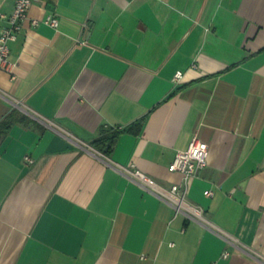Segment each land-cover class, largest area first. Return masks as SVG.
I'll return each mask as SVG.
<instances>
[{
  "label": "crops",
  "instance_id": "crops-1",
  "mask_svg": "<svg viewBox=\"0 0 264 264\" xmlns=\"http://www.w3.org/2000/svg\"><path fill=\"white\" fill-rule=\"evenodd\" d=\"M10 46L0 264H264V0H34ZM103 127L123 130L109 156ZM195 136L207 222L121 169L170 190Z\"/></svg>",
  "mask_w": 264,
  "mask_h": 264
},
{
  "label": "built area",
  "instance_id": "built-area-1",
  "mask_svg": "<svg viewBox=\"0 0 264 264\" xmlns=\"http://www.w3.org/2000/svg\"><path fill=\"white\" fill-rule=\"evenodd\" d=\"M34 0H16L15 8L8 17L6 25L0 34V69L13 72L14 63L10 60L11 42L16 40L25 27L29 19V10ZM38 19H34L35 25L39 24ZM46 23L52 26H58L59 19L55 16H49ZM183 76L182 71L176 74V79L180 80ZM210 154L209 144L198 136H195L188 149L179 151L175 160L170 165L171 171H177L182 174V182L174 184L170 190L161 187L158 182L138 168L121 167L124 173L130 174L144 186L155 190L162 198L173 204L176 215L185 213L189 218L207 222L204 209L201 206L192 205L187 200V194L190 189L191 180L196 177L200 170L207 166ZM206 195L212 196L213 190L205 191ZM227 253L226 255H228Z\"/></svg>",
  "mask_w": 264,
  "mask_h": 264
},
{
  "label": "trees",
  "instance_id": "trees-1",
  "mask_svg": "<svg viewBox=\"0 0 264 264\" xmlns=\"http://www.w3.org/2000/svg\"><path fill=\"white\" fill-rule=\"evenodd\" d=\"M143 123L144 120L139 122L138 125L142 126ZM135 126L133 125L131 129H135ZM122 132V129L103 127L101 128L99 136L94 140L93 145L103 154L109 156Z\"/></svg>",
  "mask_w": 264,
  "mask_h": 264
}]
</instances>
